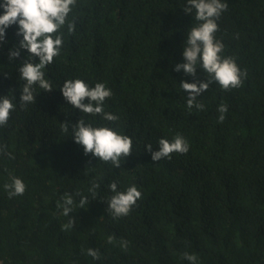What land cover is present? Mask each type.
I'll return each mask as SVG.
<instances>
[{"label": "trees", "instance_id": "16d2710c", "mask_svg": "<svg viewBox=\"0 0 264 264\" xmlns=\"http://www.w3.org/2000/svg\"><path fill=\"white\" fill-rule=\"evenodd\" d=\"M186 2L76 0L57 33L60 54L43 69L53 90L37 86L35 103L24 107L19 68L38 59L21 50L9 60L22 36L17 25L6 29L0 97L15 108L0 127V146H6L0 153V264H191L185 253L197 257L195 264H264V0H222L228 7L216 21L215 38L224 45L221 55L247 75L230 90L210 83L197 97L201 110L188 109L180 82L208 80L207 73L174 70L185 62L187 32L200 23L184 11ZM75 79L110 89L103 108L119 119L84 114L68 103L60 88ZM221 104L228 108L223 122ZM81 118L131 138L132 153L119 168L85 155L74 141L71 124ZM177 135L188 152L153 162L146 145L156 151L161 138L171 142ZM12 177L26 185L23 195L5 190ZM93 182L99 184L95 195ZM112 182L117 191L135 186L141 192L126 216L114 218L107 209ZM65 195L74 201L68 216ZM82 197L89 202L84 208ZM89 248L100 258L88 256Z\"/></svg>", "mask_w": 264, "mask_h": 264}, {"label": "clouds", "instance_id": "9594fccd", "mask_svg": "<svg viewBox=\"0 0 264 264\" xmlns=\"http://www.w3.org/2000/svg\"><path fill=\"white\" fill-rule=\"evenodd\" d=\"M76 0H2L0 8L4 9L0 14V42L5 40L6 29L12 25H17V36H22L18 45L9 50V60L19 58L21 50H27L28 56L38 59L34 63L25 59L19 68V79L25 83L20 94V105L24 107L34 104L36 100L35 88L38 86L43 91H52L53 87L49 80L45 79L43 69L53 62L54 57L60 54L62 46V36L57 34L66 24L67 17L72 11ZM227 3L222 0H187L184 7L186 13L194 14V19L200 23L191 27L187 32L184 43L183 63L175 66V71L181 69L186 75L196 76L197 69H202L208 75V80L189 83L181 81L180 86L187 91V107L191 110L204 108L202 103L197 101L202 93L207 91L210 83L215 82L223 90L238 88L242 85V77H246V71L241 69L231 57L222 56L224 45L216 40L215 33L219 30L217 20L222 12L227 10ZM74 30V24H68V31ZM65 100L74 108L79 109L84 114L96 116L100 114L107 121H117L118 116L104 111L103 104L106 98L112 96L110 89L103 83H96L94 87H89L83 80H66L60 88ZM87 98V103L85 99ZM15 105L8 96L0 97V127L7 125L10 112ZM220 113L218 120L223 122L225 113L228 111L227 105L221 104L218 108ZM62 130L68 132L69 123H61ZM72 138L83 147L85 155L92 154L99 160L111 162L119 168L122 159H126L132 153V140L126 135H121L109 127H93L87 124L84 119L71 124ZM159 149L152 150V146L146 145L145 150L151 153L153 162L164 158H171L172 153L186 154L189 144L184 137L177 135L171 142L161 138L158 141ZM6 146H0V153L4 152ZM11 157V153H8ZM10 197L23 195L26 189L24 182L17 177H12L11 183L4 185ZM99 184L93 182L90 189L95 195L94 189ZM109 188L115 193L108 200L107 209L114 218L126 216L132 207L141 198V192L131 186L126 192L117 191L116 182L109 184ZM89 203L86 198L80 199L81 208ZM73 198L65 195L63 215L68 216L73 211ZM75 218L70 219L65 229L73 227ZM111 242V238L109 239ZM128 241H122L121 247L127 248ZM87 255L93 259H99L98 250L89 248ZM185 258L195 264L197 257L185 253Z\"/></svg>", "mask_w": 264, "mask_h": 264}]
</instances>
